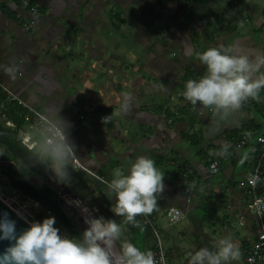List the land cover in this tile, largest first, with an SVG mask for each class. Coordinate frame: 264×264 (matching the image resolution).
I'll return each mask as SVG.
<instances>
[{"label": "crops", "instance_id": "1", "mask_svg": "<svg viewBox=\"0 0 264 264\" xmlns=\"http://www.w3.org/2000/svg\"><path fill=\"white\" fill-rule=\"evenodd\" d=\"M117 1L0 0V93L26 111L36 108L70 122L68 134L86 170L70 166V180L64 183L80 196L85 215L123 222L112 210L115 201L105 194L106 181L116 168L138 155H148L165 172L164 188L150 214L159 227L168 263L188 264L192 251L215 248L220 238L228 237L241 251L229 264H246L242 251L256 237L258 226L246 209L245 180L255 157L253 138L264 135V88L256 103L247 97L238 107L217 111L215 120L207 116L211 106L192 104L182 92L187 79L206 72V66L197 63L196 51L221 44L235 45L238 53L264 51V3L249 0L254 11L246 12L245 0H231L242 2L245 16L233 11L228 0H213L214 13L206 9L199 14L191 8L189 22H174L178 31L169 32L175 60L188 65L173 71L165 62V36L172 23L158 17L150 27L137 25L142 21L146 25V13L151 10L134 2L145 17L131 24L130 3L122 6L119 16ZM201 1L202 6L210 2ZM233 20L241 21L243 27ZM120 25L131 34H124ZM148 27L151 34L145 36ZM136 60L144 63L143 78L137 81L131 70L124 69L125 62ZM8 65L15 66V78L4 70ZM125 75L128 81L119 85ZM3 104L0 100V117L6 119ZM106 112L108 120L103 119ZM5 122L13 126L10 120ZM243 125V130L232 133ZM22 133H35L25 120ZM245 133L251 140L238 146L237 139ZM38 153L42 158L39 149ZM214 159L219 170L211 173L208 165ZM170 206L180 208L190 221L161 225L159 213L165 214ZM136 221L124 225L126 237L134 238V227L141 224L139 214ZM67 231L74 237L72 230ZM182 238L188 239L189 247Z\"/></svg>", "mask_w": 264, "mask_h": 264}, {"label": "clouds", "instance_id": "2", "mask_svg": "<svg viewBox=\"0 0 264 264\" xmlns=\"http://www.w3.org/2000/svg\"><path fill=\"white\" fill-rule=\"evenodd\" d=\"M235 47L221 44L196 51L206 72L187 79L182 95L192 104L215 106L218 112L238 107L247 97L258 98L264 88V51L238 53ZM4 70L15 78V66ZM69 126V121L56 116L37 133L36 148L61 183L70 180V160L75 155ZM164 176L155 160L143 154L116 168L106 181L105 194L115 201L112 210L123 222L103 215L86 216L88 226L79 237L62 233L54 215L29 221L18 230L17 221L7 210H0V240L10 241L0 251V264H157L151 249L141 248L124 235V225L136 223L137 214L151 213L157 207ZM240 255L236 242L222 237L215 248L202 246L192 251L188 264H229Z\"/></svg>", "mask_w": 264, "mask_h": 264}, {"label": "built area", "instance_id": "3", "mask_svg": "<svg viewBox=\"0 0 264 264\" xmlns=\"http://www.w3.org/2000/svg\"><path fill=\"white\" fill-rule=\"evenodd\" d=\"M32 11H35V8H32ZM52 119L54 118L45 112L29 107L24 114V120L28 123L29 127L35 130V133L31 136L28 135V133L19 134L22 143L28 148L34 147L37 144V142L33 139L34 136H38V131L45 126L46 122ZM251 138L250 134L245 133L237 139L236 144L238 146L247 144ZM253 139L255 142V147L253 149L255 157L253 165L245 180L249 194L246 209L255 217L258 232L249 245L244 247L242 254L243 260L246 264H264V193L261 191L264 184V135H255ZM70 164L73 167L86 170L78 159L76 153L71 158ZM208 170L211 173L217 172L219 170V161L217 159L212 160L208 165ZM95 176L98 179L105 181L101 176L96 174ZM3 200L28 222L32 220H40L49 215H54L51 208L42 207V205L35 200V206L33 208L15 196L5 197ZM36 206H40L42 209H39ZM166 215L168 217V223L173 224L179 221L184 216V213L180 208L170 206L166 210ZM139 219L141 225L149 232L152 238V243L146 249H151L154 252L157 264H169L166 256V249L160 235V230L154 217L150 213H139ZM56 226L61 230V227L57 224Z\"/></svg>", "mask_w": 264, "mask_h": 264}, {"label": "rangeland", "instance_id": "4", "mask_svg": "<svg viewBox=\"0 0 264 264\" xmlns=\"http://www.w3.org/2000/svg\"><path fill=\"white\" fill-rule=\"evenodd\" d=\"M228 1L232 4V6L235 7V10L233 7V11H235L236 13H239L240 16L242 15L241 12L245 16L246 15L245 13L249 12L250 8L253 5V3L251 1L245 0L244 3H245L246 12H243L242 8H241L242 2L239 1L237 3H232L231 0H228ZM262 1L263 0H255V3H256V5L262 6L264 3ZM117 2L118 3L115 6V8H118V12L120 13V14H118L119 16L123 12L122 6L124 5V8H125L127 3L128 4L130 3L129 6L132 8V11L129 12L128 15L132 17V19L130 21L131 24L136 23V20L141 18V16H142V18L145 17L144 14L142 13L143 8L140 10L139 7L137 6L138 4L139 5H145V7L146 8L148 7L151 11H150V13H146L147 15H149L148 17H145L147 19V20H145L147 22L146 25H145V23H143L144 21L138 23L137 25L150 27V24H152V22H154V21H157L158 17L166 20V23L169 25L172 23V25L168 26L169 29L167 28V33L165 36L166 39L168 38L167 43L165 44L166 45L165 46L166 47V53H165L166 61L165 62L167 64H169L170 69H172L173 71L174 70L177 71L178 66H180L181 64H183L184 66L186 64V66H188L186 61H185L186 63L185 62L184 63H177V61L175 60L174 45H173L174 38H172V36L169 35V32L174 33L175 31L176 32L178 31V30H176V28H173V23L179 22V21H188L189 22V20L191 19V16H190L191 8H193V11H195V13L199 12V14H202V10L205 11L206 9L208 12L210 11L211 13H214L217 11V7H215L216 5H214L213 0H210L208 5L204 4L203 6L201 4V2H202L201 0H118ZM134 2H137V5ZM251 11L252 12L254 11V7L250 10V12ZM233 21L236 22V24L238 25L239 28L243 27V24L241 21H237V20H233ZM119 22L121 23L122 21L120 20ZM130 22H128V24H130ZM155 23H157V22H155ZM155 25L156 24H154V26ZM122 26H121V29L123 30L124 34L130 35L131 34L130 29L127 30L126 28H123ZM149 27H148V29H145V33H144L145 36H147L150 33ZM159 33H160V31L155 32L154 35H151V37H156ZM198 62L200 63L201 61L198 60L197 63ZM143 67H144V63L139 62L138 60L134 61L133 63H131V62H125L124 63V69L125 70H131L132 71L131 74L136 75L135 76L136 81L138 79L143 78ZM122 79L120 77V81H118L119 85H122L124 81L127 82L129 79V76L126 77V75H125V77ZM172 105L174 107L176 106V104H172ZM203 108H207V107L205 105H203ZM207 111H208V113H207L208 118L215 120L217 117V113H218L216 108L211 106V107L207 108ZM102 115L107 116L106 120L109 119V113L108 112H106V114L103 113ZM0 120L4 121L5 119L3 117H0ZM5 124H6V122H5ZM30 132L33 133V131H30ZM35 150L38 152V148H36ZM3 157H5V150L3 148H0V158H3ZM19 165H20V163H18V166ZM70 166L73 167L71 164H70ZM18 168H20V167H18ZM21 172L25 173V175H26L28 173V170L25 167H21ZM12 196H15V197L23 200L24 202L29 204L30 207H32V208L35 206L33 198H31L30 196H28L24 193H21V192L17 191L16 189H14L12 187L10 181L8 180V177L0 173V197L5 198V197H12ZM36 207L39 209H42L40 206H36ZM159 215H160L159 221L161 222V225H163V226L167 225L166 223L168 222V217H167L166 213L162 214V212H160ZM182 219H183L182 222H189L190 221L189 215H184L180 220H182ZM177 222H175L176 223L175 226H180L181 222L180 223L178 222V224H177ZM56 224L59 227H61L60 223L57 219H56ZM61 230L63 233L71 236L69 234V232L67 231V229H65L64 227L63 228L61 227ZM181 241L186 247H189L187 244V241H188L187 238H185V239L182 238ZM163 243H164V241H163ZM186 247H184V248L186 249ZM185 254L187 255V250L185 251Z\"/></svg>", "mask_w": 264, "mask_h": 264}, {"label": "trees", "instance_id": "5", "mask_svg": "<svg viewBox=\"0 0 264 264\" xmlns=\"http://www.w3.org/2000/svg\"><path fill=\"white\" fill-rule=\"evenodd\" d=\"M186 77L189 76L187 75ZM0 100H2L4 103L3 111H1V113L7 114V117L4 121L0 120V148H3L5 150V157L3 158H11L19 162L28 171H31L33 173L40 174L42 172H45V168L46 166H48L47 161H45L39 156V153L35 150V147L28 148L25 144H23L19 136V131L24 121L23 118L26 110L12 101L5 100V96L2 93H0ZM249 100L252 103H256L258 99L257 97L250 96ZM166 115H170L168 109H166ZM7 120H10L13 126L6 125L5 121ZM243 129L244 125L243 127H239L238 129H233L232 133L236 135L237 131L239 132ZM190 140L192 144H196L193 139ZM18 182L19 185L31 191L38 198L44 197L43 194H49L54 198L57 196L56 189L49 185H44L42 189L37 188L35 185H33L27 180L25 173L23 172L19 173ZM42 191L43 193L41 194ZM43 205L45 207L51 208L48 204ZM54 205L56 211L58 212L60 222H62L67 227H73L74 225L71 218L66 214L63 208L59 206L56 202H54ZM134 228V238H132V240L141 248L146 249L150 245L149 232L144 229L140 223H137ZM71 233L74 237H79L81 236L82 231L75 230L71 231ZM145 239H147V242H145Z\"/></svg>", "mask_w": 264, "mask_h": 264}, {"label": "water", "instance_id": "6", "mask_svg": "<svg viewBox=\"0 0 264 264\" xmlns=\"http://www.w3.org/2000/svg\"><path fill=\"white\" fill-rule=\"evenodd\" d=\"M9 164L13 166V172L10 175V181H11V185L14 189H16L17 191H19L21 193H24V194L30 196L31 198H33L34 200L38 201L41 204H48L52 208L54 216L56 217V219L59 221V223L63 227L70 229L72 231H75V230H84L88 226L85 223V217L87 216V215H85L84 209H83V208H85L84 207L85 205L82 202L80 196L74 190H72L68 185H66L64 182L63 183L58 182L55 179V174L53 173V171L51 170V168L49 166H46V168H45L46 175L44 172H42V173L38 174V176L35 178H33L32 176H28V177L34 183L39 185V187L44 184V180H45L46 184H48L49 186L56 189V191H57V196H56L57 203L63 208V210L68 215H70L73 218V220L77 223V225L79 227H67V226H65L59 220L58 212L55 209L54 203H48L47 201H45L41 198H38L31 191H29L28 189L17 184L18 169H17V165L15 162L10 161V160H0V169L2 168L3 165H9ZM13 174L16 177L15 180H13V178H12ZM44 177H45V179H44ZM0 210H7V212L11 215V217H13L17 221V229L18 230H22L23 228L28 226L29 222L25 218H23L20 214H18L1 197H0ZM92 216H95V215H92ZM9 243H10V241H8L7 239L0 240V251H3L4 247Z\"/></svg>", "mask_w": 264, "mask_h": 264}, {"label": "flooded vegetation", "instance_id": "7", "mask_svg": "<svg viewBox=\"0 0 264 264\" xmlns=\"http://www.w3.org/2000/svg\"><path fill=\"white\" fill-rule=\"evenodd\" d=\"M0 160H10V161H13V162H15L16 163V165H17V169H18V180H19V173L21 172V167H23V165L20 163V165L18 166V163H17V161H15V160H13V159H11V158H0ZM18 167H20V168H18ZM13 172V166L12 165H3L2 166V168L0 169V173L1 174H3V175H5V176H7L8 177V180L10 181V175H11V173ZM45 173V175H46V172H44ZM26 176V178H27V180L30 182V183H32L33 185H35L37 188H39V189H42L43 187H44V185H48V184H46V181L44 180V184L42 185V186H40L39 187V185H37L36 183H34L32 180H30V178L28 177V176H32L33 178H35V177H37L38 176V174L37 173H33V172H31V171H28V173L25 175ZM12 178H13V180H15L16 179V177H15V175L13 174L12 175ZM44 179H45V177H44ZM18 180H17V184L19 183L18 182ZM10 183H11V181H10ZM21 186V185H20ZM23 187V186H22ZM25 188V187H24ZM43 193V191L41 192V194ZM43 196L44 197H42L41 199H43V200H45V201H47L48 203H54V202H56L57 203V201H56V197L54 198V197H52L51 195H49V194H43ZM58 204V203H57ZM59 205V204H58ZM60 206V205H59ZM75 222V221H74ZM74 222H73V227H79L78 225H77V223L75 222V224H74ZM80 231H82L83 232V230H80Z\"/></svg>", "mask_w": 264, "mask_h": 264}]
</instances>
